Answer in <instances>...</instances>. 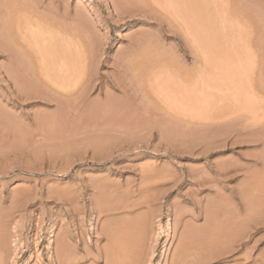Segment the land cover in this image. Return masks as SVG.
Segmentation results:
<instances>
[{
    "label": "rangeland",
    "instance_id": "obj_1",
    "mask_svg": "<svg viewBox=\"0 0 264 264\" xmlns=\"http://www.w3.org/2000/svg\"><path fill=\"white\" fill-rule=\"evenodd\" d=\"M155 1L0 0V254L8 256L6 264H54L47 257L51 239L69 231L78 236L77 264H110L111 257L116 264H174V252L184 247L189 264H264V90L258 87L264 27L258 32L250 25L235 0ZM37 33L46 44L58 35L63 43L54 52L72 67L81 60L86 71L76 90L89 79L85 86L96 85L83 105L75 98L63 103L45 86L49 102L22 99L17 89L25 86H14L6 73L13 67L8 50L21 57V70L10 72L22 79L34 59L25 46ZM245 59L255 67L248 70ZM107 79L113 80L101 83ZM106 92L117 111L100 112ZM91 105L99 115L86 113ZM104 205L110 214L98 210ZM117 242L128 247L121 251Z\"/></svg>",
    "mask_w": 264,
    "mask_h": 264
},
{
    "label": "bare ground",
    "instance_id": "obj_2",
    "mask_svg": "<svg viewBox=\"0 0 264 264\" xmlns=\"http://www.w3.org/2000/svg\"><path fill=\"white\" fill-rule=\"evenodd\" d=\"M132 1V0H131ZM155 1V0H154ZM162 1V0H161ZM199 1V0H198ZM236 1V10L237 9H239L242 13H243V11L245 12V17H248V20L250 21V25L251 24H253L254 25V28L258 31V32H260V30L264 27L263 25H261V23H262V21L264 22V18L262 17L263 15H262V13H261V11L264 9L263 7V5L262 4H264V3H261V2H263V1H259V0H257L258 1V3H257V1L256 0H247L245 3H241V1L242 0H235ZM28 2V1H27ZM124 2H126V1H124ZM155 2H158L157 0L155 1ZM138 3H139V1H138ZM159 3V2H158ZM157 3V4H158ZM161 4H162V2H160ZM242 4V6H241V4ZM33 4V3H32ZM125 4V3H124ZM129 4V3H128ZM202 4V3H201ZM234 4V3H233ZM244 4V5H243ZM245 4H246V6H245ZM259 4H260V6H263L262 8L263 9H261V11L259 10ZM15 5V4H14ZM34 5V4H33ZM123 5V4H122ZM134 5V4H133ZM142 5V4H141ZM160 5V4H159ZM166 5V4H165ZM35 6V5H34ZM130 6V5H129ZM169 6H170V4H169ZM235 6V5H234ZM240 6V7H239ZM36 7V6H35ZM131 7V6H130ZM134 7V6H133ZM132 7V8H133ZM239 7V8H238ZM245 7V8H244ZM136 8V7H135ZM143 8V7H142ZM166 8V7H165ZM167 8H169V7H167ZM184 8H186V6H184ZM234 8V7H233ZM241 8H243V9H241ZM261 8V7H260ZM123 9V8H122ZM138 9V8H137ZM11 10V9H10ZM118 10V9H117ZM130 10H131V8H130ZM146 10V9H145ZM235 10V9H234ZM243 10V11H242ZM259 10V11H258ZM178 11V10H177ZM185 11V10H184ZM231 11V10H230ZM232 11H233V9H232ZM240 11H236V13H239ZM239 13V14H242V13ZM258 12H259V14H258ZM188 14V13H187ZM46 15V14H45ZM238 15V14H237ZM190 18V17H189ZM247 19V18H246ZM236 22V21H235ZM249 23V22H248ZM264 24V23H263ZM20 24H18L17 25V29H16V31H18L19 32V29H20V27H18ZM5 26V25H4ZM242 27V26H241ZM5 28V27H4ZM65 28V27H64ZM252 28V27H251ZM253 28V30H255ZM22 29V28H21ZM240 29V28H239ZM4 30V29H3ZM6 30V29H5ZM69 30H71V28L69 29ZM264 30V29H263ZM37 31V30H36ZM81 31V30H80ZM244 31V30H243ZM12 32V31H11ZM17 32V33H18ZM31 33V32H30ZM34 33V32H33ZM36 33V32H35ZM40 33H42V34H44V33H46L45 31L44 32H40ZM245 33H247V32H245ZM262 33V32H261ZM19 34V33H18ZM55 34V33H54ZM37 35H38V33H37ZM39 35H41V34H39ZM38 35V38L39 39H37V37H36V39L37 40H39V46L38 45H35L34 43H30V41L32 40V39H34V38H31L30 36V40H29V38H28V40H29V44H27V46L29 45H31L30 46V50H31V52H29V53H32L31 55H33L34 54V59L32 60V63H33V69H30L29 68V72H27V75L25 76V77H23L22 79L21 78H19L20 76L22 77V75H18L17 74V78L16 77H14L13 75H14V73L13 72H10L11 71V69L12 70H14V72H15V69H18V67H19V63L21 64V57H20V55H19V53L16 51V52H14V51H12V50H10L9 48V53L11 54L10 56V59H11V63H12V66L13 67H11V69H8V70H6V73H9L8 74V76L10 77V79H12L13 80V82H14V86L16 85V86H18V84L20 83H18V81H21V83H23V86L22 87H24L23 89H17V90H20L19 92H23V94H20V93H18V94H20V95H24V96H21L22 97V99H23V97H24V99H26V100H47L48 101V99H46L45 98V91L44 90H46L47 91V89H45L43 86H45L46 88H48V90L50 89V91L51 90H53L52 92L53 93H57V94H59L60 96H62L61 98V100H62V102L63 101H65L66 102V100H68V99H70V101L72 102V98L74 99L75 98V100L76 99H78L77 101L79 102V104L80 103H83V102H85V101H87V98L89 97V94L91 93V91H92V89L94 88V86H96V85H90L89 83V80L88 81H86V82H89L88 84L90 85V87H88V86H85V84H86V82H84V88L83 89H81V90H76V86L78 85L79 86V83L80 82H82L83 81V78L81 79V73H83L82 74V77H83V75H84V71H83V69L85 68H82V66H81V68H82V71L83 72H80L81 70H79L78 68H80V66L78 65L79 63L78 62H80V61H78V62H74V66L75 67H77V69L76 70H74V69H72V72H67L66 71V69H68L69 67H71V68H74V66L72 67V65L73 64H71L72 63V61H70L69 59H67V57H65L64 55L62 56V53H60L61 54V56H60V54L58 53V52H54V51H58L57 50V48L63 43H61V39L59 38V37H55V36H58V35H48L49 37H52V38H49V37H47V38H49L48 39V44H46V42H44V45L42 44L43 42H41L42 41V39H41V41H40V37L41 36H39ZM84 35V34H83ZM259 35H262V34H259ZM19 36L21 37V35L19 34ZM43 36V35H42ZM2 37V36H1ZM35 37V36H34ZM46 37V36H45ZM54 37H55V41L53 42V40H54ZM257 37V36H256ZM24 38V37H23ZM44 38V37H43ZM58 38V39H57ZM258 38V37H257ZM36 39H34L35 41H36ZM46 39V38H45ZM51 39V40H50ZM60 39V40H59ZM86 39V38H85ZM34 40H33V42H34ZM49 40L53 43V46H54V44L55 43H57L58 44V47H57V44H55V46L54 47H56V50H52L51 51V53H50V48L52 47L51 45H52V43L51 42H49ZM57 40H59V41H57ZM10 41V40H9ZM63 41V40H62ZM20 42V41H19ZM18 42V43H19ZM22 42H23V39H22ZM245 42H246V40H245ZM257 42V41H256ZM260 42V41H259ZM24 43V42H23ZM49 43H51L50 45H49ZM59 43H61V44H59ZM148 43V42H147ZM258 43V42H257ZM256 43V44H257ZM261 43V42H260ZM21 44V43H20ZM26 44V43H25ZM66 44V43H65ZM64 44V45H65ZM140 44V43H139ZM259 44V43H258ZM10 45V44H9ZM32 45H34L35 46V48H34V46H32ZM40 45H42L43 46V48H40ZM46 45H47V47H46ZM11 46V45H10ZM24 46V45H23ZM27 46H25L26 47V50H27V48H28V50H29V46L27 47ZM37 46V47H36ZM45 46V47H44ZM139 46V45H138ZM237 46V45H236ZM257 47H259L258 45H256ZM262 46V45H261ZM22 47V46H21ZM34 49H33V48ZM50 47V48H49ZM53 47V49H55ZM62 48H63V46H62ZM73 48V47H72ZM93 48V47H92ZM137 48V47H136ZM1 49V48H0ZM23 49V48H22ZM39 49V50H38ZM246 49V48H245ZM258 49V48H257ZM24 50V49H23ZM26 50L24 51L25 53H26ZM92 50V49H91ZM261 51H262V49H260ZM260 51V52H261ZM55 53V54H54ZM66 54H68L67 52H65ZM65 53H63V54H65ZM91 53V52H90ZM21 54V53H20ZM52 54H54V55H52ZM65 54V55H66ZM239 54H241V53H239ZM77 55V54H76ZM249 55V54H248ZM22 56V55H21ZM24 56V55H23ZM58 56V57H57ZM59 56L62 58H59ZM252 56V55H251ZM30 57V56H29ZM69 57V56H68ZM71 57V56H70ZM74 57V56H73ZM72 57V58H73ZM242 57V56H241ZM260 57H263V56H260ZM259 57V58H260ZM32 58V57H31ZM77 58V60H78V56L76 57ZM245 58V57H244ZM253 58H256V56L255 57H253ZM252 58V59H253ZM23 59V58H22ZM66 61V62H64V60ZM71 59V58H70ZM92 59V58H91ZM131 59V58H130ZM248 59V58H247ZM252 59H250L249 58V60L250 61H253L254 62V60H252ZM262 59V58H261ZM30 60V59H29ZM60 60H61V62L63 61L64 62V64L65 63H67L68 61H69V63H67V65H70L69 67L65 64V66L66 67H68V68H64V66H62L63 65V62L61 63L60 62ZM68 60V61H67ZM74 60V59H73ZM241 60V59H240ZM246 60V59H245ZM257 60V59H256ZM23 61V60H22ZM126 61V60H125ZM237 61V60H236ZM236 61L234 62L235 64H236ZM238 62V61H237ZM240 62V61H239ZM238 62V63H239ZM256 62V61H255ZM258 62V61H257ZM256 62V63H257ZM262 62H264V57H263V61L261 60V62L259 61V63L261 64ZM237 63V64H238ZM248 64V62H247V60H246V62H244V64L247 66V64ZM82 64V63H81ZM80 64V65H81ZM83 64H85V63H83ZM236 64V65H237ZM263 64V63H262ZM22 65V64H21ZM124 65V64H123ZM253 65V63L251 62L248 66L250 67V68H254L255 66H252ZM79 66V67H78ZM120 66H121V64H120ZM246 67L247 69L249 68V67ZM31 67V68H32ZM239 67V66H238ZM14 68V69H13ZM63 68H64V71L66 72V73H64V71H62L63 70ZM80 68V69H81ZM128 68H130V67H128ZM19 69H20V67H19ZM247 69H246V71H247ZM262 69V68H261ZM21 70V69H20ZM85 71H86V69H84ZM249 70V69H248ZM251 70V69H250ZM75 71H77V72H75ZM126 71V70H125ZM17 72H19V71H17ZM127 72V71H126ZM251 72V71H250ZM255 72V71H254ZM259 72V71H258ZM78 73H80V74H78ZM260 73V72H259ZM13 74V75H12ZM75 74V76L78 74V75H80V78L78 77V75H77V78L76 77H74L73 75ZM236 75V74H235ZM19 76V77H18ZM261 76V75H260ZM259 76V77H260ZM233 77V76H232ZM263 77V76H262ZM107 78V77H106ZM264 79V78H263ZM74 80V81H73ZM93 80V79H92ZM96 80H98V79H96ZM113 80V79H112ZM112 80H110V79H107V80H103L101 83H104L105 85H108L110 82H112ZM259 80H262V79H259ZM75 81H77L76 83H75V85H74V83L73 82H75ZM95 81V80H94ZM13 82H12V84H13ZM98 82V81H97ZM254 82V81H253ZM259 82V89L260 90H264V85H263V83H264V80L263 81H258ZM263 82V83H262ZM73 83V84H72ZM251 83V82H250ZM93 84V83H92ZM256 84V83H255ZM258 84V83H257ZM132 85V84H131ZM77 86V87H78ZM125 86V85H124ZM129 86V85H128ZM255 86V85H254ZM102 86L100 85V83H99V85H98V87L97 88H101ZM130 87V86H129ZM248 87V86H247ZM19 88H21V87H19ZM103 88V87H102ZM101 88V89H102ZM114 88V87H113ZM236 88V87H235ZM240 88V87H239ZM117 89L118 88H116V90H114V91H117ZM249 89V88H248ZM258 89V88H257ZM17 90H16V92L14 91L13 93L15 94H17ZM22 90V91H21ZM238 90V89H237ZM236 90V91H237ZM49 91V93H48V91H47V93L48 94H51V92ZM248 91V90H247ZM260 92V91H259ZM51 94V95H56V93L55 94ZM17 94V95H18ZM112 93H109V92H106V102H104V103H102L101 104V102H99L101 105H99L98 107L100 108L102 105L104 106H102L101 108V110H100V112L102 113H110V112H114L115 111V109H116V111H117V108L116 107H114L113 105H114V102H116L115 101V98L114 97H112V95H111ZM20 95H18V96H20ZM60 96H57L56 98L57 99H59V97ZM21 97H20V99H21ZM52 96H50L49 95V100L50 99H52L51 98ZM63 98H65V100L63 99ZM18 99H19V97H18ZM54 99V98H53ZM166 99V98H165ZM198 99V98H197ZM60 99H59V101H61ZM14 101H15V99H14ZM23 101V100H22ZM25 101V100H24ZM47 101H46V104H47ZM58 102V100H56V99H54L53 100V102ZM69 101V100H68ZM171 101V100H170ZM16 102V101H15ZM49 102V101H48ZM61 102V103H62ZM75 102V101H74ZM167 102V101H166ZM64 103V102H63ZM99 103H94V105L95 104H99ZM63 105V104H62ZM68 106H69V103L67 104ZM80 105H83V104H80ZM79 105V106H80ZM64 106V105H63ZM66 106V105H65ZM67 106V107H68ZM91 106H93V105H91ZM89 107L90 109H87V110H89V112H86L88 115H90V117L91 116H95V114H97V115H99L100 113H99V110H97L98 109V107H95L94 108V106L93 107ZM67 107H64V108H67ZM70 107V106H69ZM174 107V106H173ZM180 107V106H179ZM254 107V106H253ZM256 107V106H255ZM97 108V109H96ZM258 108V107H257ZM248 109V108H247ZM263 109V108H262ZM71 110V109H70ZM85 110V109H84ZM182 110V109H181ZM249 110H250V108H249ZM72 111V110H71ZM79 111V110H78ZM67 112V111H66ZM70 112V111H69ZM82 112V111H81ZM181 112V111H180ZM185 112V111H184ZM250 112L252 113V110H250ZM71 113V112H70ZM69 113V114H70ZM80 112H78L77 114H76V116L79 114ZM120 113V112H119ZM122 113H123V111H122ZM259 113V112H258ZM72 114V113H71ZM75 114V113H74ZM81 114V113H80ZM86 114V115H87ZM183 114V113H182ZM255 114V113H254ZM59 115V114H58ZM62 115V114H61ZM180 115H181V113H180ZM256 115V114H255ZM66 116V115H65ZM75 116V115H74ZM79 116V115H78ZM197 116V115H196ZM198 116H200V115H198ZM197 116V117H198ZM59 117H61L62 118V116H60L59 115ZM59 117H57L58 119H59ZM80 118H79V120H81L82 119V117H83V119H84V121L83 122H85V121H87V122H89V120L88 119H86V116H83V113H82V115H80L79 116ZM100 117V116H99ZM192 117V116H191ZM54 118H55V116H54ZM54 118H52L53 120H54ZM57 118H55V119H57ZM67 118H68V116H67ZM76 118V117H75ZM78 118V117H77ZM87 118H89V117H87ZM107 118V117H106ZM184 118V117H183ZM199 118V117H198ZM261 118V117H260ZM259 118V119H260ZM262 118H264V117H262ZM261 118V119H262ZM194 119V118H193ZM258 119V120H259ZM64 120V119H63ZM75 120V119H74ZM100 120V119H99ZM257 120V121H258ZM55 121H57V120H55ZM77 121V120H76ZM53 122V124H54V121H52ZM235 122V121H234ZM48 123V122H47ZM58 123H59V121H58ZM72 123V122H71ZM76 123V122H75ZM81 123V122H80ZM178 123V122H177ZM260 123H261V121H260ZM78 124V123H77ZM233 124V123H232ZM40 125V124H39ZM50 125V124H49ZM57 125V124H56ZM178 125H179V123H178ZM77 126V125H76ZM262 126V125H261ZM264 126V125H263ZM54 127V126H53ZM58 127V126H57ZM62 127H63V125H62ZM65 127V126H64ZM68 127V126H67ZM75 127V126H74ZM83 127H86V126H83ZM3 128V127H2ZM79 128V127H78ZM54 129V128H53ZM68 129V128H67ZM71 129H72V127H71ZM60 130H61V127H60ZM2 131V130H1ZM65 131V130H64ZM254 131V130H253ZM261 131V130H260ZM263 131V130H262ZM3 132H5V131H3ZM8 132V131H7ZM6 132V133H7ZM40 132V131H39ZM69 132V131H68ZM175 132V131H174ZM259 132V131H258ZM56 133V132H55ZM40 134V133H39ZM50 134V133H49ZM79 134V133H78ZM38 136V135H37ZM33 137V136H32ZM22 138V137H21ZM35 138H36V136H35ZM17 140V139H16ZM97 140V139H96ZM104 141V140H103ZM102 141V142H103ZM106 142V141H105ZM109 142V141H108ZM94 145H98V144H94ZM99 146H101V145H99ZM99 146H98V148H99ZM102 146H104V145H102ZM101 146V147H102ZM19 147V146H18ZM94 147V146H93ZM16 148V147H15ZM98 148H96V149H98ZM99 151L100 150H102V148L101 149H98ZM10 151V150H9ZM95 152L97 151V150H94ZM95 155V154H94ZM99 155V154H98ZM104 156V155H103ZM102 157V156H101ZM93 158H95V157H93ZM112 158V157H111ZM95 160V159H94ZM106 162V161H105ZM111 193V192H110ZM113 196V195H112ZM98 210L101 212V213H106V214H110V208L108 207V206H100L99 208H98ZM85 214V211L83 212V215ZM99 214V213H98ZM144 218V217H143ZM84 219V218H83ZM82 219V226H81V231H82V234H86V232L83 230V228H84V220ZM93 220H97V218H94ZM139 221H141V220H139ZM148 221V220H147ZM146 221V222H147ZM128 222V221H127ZM145 225V224H144ZM108 226V225H107ZM135 226V225H134ZM138 226V225H137ZM103 227V226H102ZM92 228V227H91ZM114 228V227H113ZM128 228V227H127ZM142 229V228H141ZM76 230V229H75ZM102 230H103V228H102ZM101 230V231H102ZM107 230V229H106ZM113 230V229H112ZM104 231V230H103ZM121 231V230H120ZM109 232H111V231H109ZM108 232V233H109ZM140 232V231H139ZM138 232V233H139ZM77 233V232H76ZM74 231L72 232V231H69L68 233H66L64 236L62 235V239H60L59 238V236H55V239L56 240H52L51 239V245L49 246V249H51L50 251H49V254L47 255V257H48V259H49V261H52L54 264H77V262H79V260H80V258L79 257H75V255H76V251H77V249L79 248V243H78V240H77V234H76ZM106 233V232H105ZM108 233H106V234H108ZM116 233V232H115ZM125 233V232H124ZM104 234V233H103ZM127 234H129V233H127ZM99 235H100V233H99ZM122 235H123V233H122ZM101 236V235H100ZM124 236V235H123ZM128 236H130V235H128ZM54 237V236H53ZM125 237V236H124ZM123 237V238H124ZM113 238V237H112ZM136 239V238H135ZM116 240V239H115ZM128 240H130L129 238H128ZM133 240H134V238H133ZM147 240H148V237H147ZM182 240H183V238H182ZM131 241V240H130ZM136 241H138V240H136ZM145 242H146V240H144ZM184 241H185V239H184ZM187 241H188V239H187ZM82 242V241H81ZM112 242V241H111ZM124 242V241H123ZM127 242H129V241H127ZM83 243V242H82ZM113 243V242H112ZM111 243V244H112ZM118 243V242H117ZM124 243H126V242H124ZM131 243V242H130ZM133 243V242H132ZM139 243V242H138ZM147 243V242H146ZM111 244H109V245H111ZM136 244V243H135ZM184 244V243H183ZM190 244V243H189ZM108 245V244H107ZM106 245V246H107ZM121 245H122V243H121ZM139 245V244H138ZM54 246V247H53ZM114 246V245H113ZM140 246V245H139ZM145 246V245H144ZM143 245H142V248L144 247ZM147 246V245H146ZM182 246V245H181ZM53 247V248H52ZM86 247V246H85ZM115 247V246H114ZM116 247L117 248H119L121 251H122V249L121 248H123V250H124V247L126 248V247H128V245L126 246H122V247H120L119 246V243H118V245H116ZM111 248H112V246H111ZM130 248H131V246H130ZM132 250L131 251H133L134 250V246H132ZM137 248H139L138 246H137ZM191 248V247H190ZM189 248V249H190ZM105 249V248H104ZM108 249H109V246H108ZM136 249V248H135ZM140 249V248H139ZM138 249V250H139ZM151 249V248H150ZM120 250L118 251V252H120ZM130 250H129V252H130ZM142 250H145V249H142ZM109 251L111 252V250L109 249ZM86 252V251H85ZM115 252V251H114ZM126 252V251H125ZM128 252V251H127ZM126 252V253H127ZM142 252V251H141ZM191 252V251H190ZM189 250H188V248L186 249L185 247L184 248H180V249H178V250H176L175 252H174V254H173V262H174V264H189V263H187V262H189V261H187L186 259H189L188 258V256H189ZM112 253H113V251H112ZM132 253V252H131ZM133 253H135L134 251H133ZM137 253H139V252H137ZM136 253V254H137ZM193 253V252H192ZM108 254V253H107ZM130 254V253H129ZM129 254H127V255H129ZM140 254V253H139ZM138 254V255H139ZM114 255H116V254H114ZM119 255H120V253H119ZM87 256V255H86ZM102 256V255H101ZM109 256V255H108ZM130 256H132V255H130ZM144 256V255H143ZM142 256V257H143ZM148 256H149V253H148ZM33 256H32V252H30V254H29V257H28V259L27 260H29V259H31ZM55 257V258H54ZM90 257V256H89ZM88 258V257H87ZM108 258V257H107ZM119 258V257H118ZM118 258H116V259H118ZM127 258V257H126ZM164 262L165 263H167V256L166 255H164ZM106 259V258H105ZM115 259V260H116ZM125 259V258H124ZM123 259V260H124ZM128 259H130V258H128ZM141 259V258H140ZM139 259V260H140ZM119 260H122V258L121 259H119ZM132 259H130V261H131ZM143 260V259H142ZM150 260V259H149ZM108 261H110V258H109V260ZM133 261V260H132ZM187 261V262H186ZM8 262V256L5 254V255H1L0 254V264H6ZM116 262H117V260H116ZM26 263H30V262H28V261H26ZM108 263V262H107ZM106 263V264H107ZM117 263H119L120 264V262H117ZM132 263V262H131ZM110 264H116L115 263V261H114V259H112V257H111V261H110ZM122 264H124V262H122ZM127 264H129L128 262H127ZM201 264V263H200ZM203 264V263H202Z\"/></svg>",
    "mask_w": 264,
    "mask_h": 264
}]
</instances>
